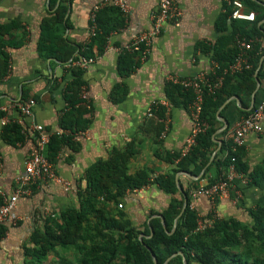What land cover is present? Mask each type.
I'll return each mask as SVG.
<instances>
[{
    "label": "crops",
    "instance_id": "crops-1",
    "mask_svg": "<svg viewBox=\"0 0 264 264\" xmlns=\"http://www.w3.org/2000/svg\"><path fill=\"white\" fill-rule=\"evenodd\" d=\"M103 1L64 0L67 9L59 31L62 40L75 48L74 54L92 37L90 15ZM123 1L128 6L127 12L115 5L114 8H104L105 5L100 8L99 23L108 33L92 44L89 57H94V62L81 68L82 90L90 105L86 107L89 123L84 130L72 133L60 127L68 106L63 91L73 77L71 65L54 55L52 36L48 52L53 55L46 56L38 49L43 20L51 16L61 0L53 6L49 0H0V42L7 55V71L0 76V116L8 119L7 124L22 125L26 136L23 142L11 144L2 134L4 125H0V193L7 196L13 193L16 179L24 171L29 148L39 138L35 125H41L42 132L49 138L54 133L71 134L72 144L64 145L53 163L58 175L73 185V189L67 191L55 182L39 183L33 186L31 194L18 197L13 211L15 220L8 219L0 227V264H25V247L29 245L32 231L42 228L46 216L79 207L77 187L86 186L87 168L96 161L106 160L112 151L123 150L128 145L133 150L127 163L128 173L145 168L154 177L177 168L178 159L170 162L165 156L181 154L191 129V118L183 97L175 94L168 77L208 72L215 62L212 55L216 44L227 51L236 44V39L245 38L237 36L234 43L229 39L233 18L231 15L224 17V13L226 6L232 11L235 9L233 1L241 3L242 12L254 13L252 20L237 19L241 24L238 28L246 24L250 29L254 21L259 30V35L250 38L257 47L259 60L256 85L248 107L244 104V95L237 94L227 97L220 105L212 143L207 149L208 160L197 176L188 170L174 173L176 194L150 182L140 191H127L118 202L121 208L118 203H108L107 211L121 209L125 219L140 230V237L150 236L142 231L148 227L151 232L150 221L154 217L163 223V211L173 197L180 196L179 188H188L192 181L198 185L206 183L209 177L215 176V164L225 154L222 147L225 132L250 108L252 95L254 105L264 98V0H175L181 13L178 23H164L161 32L151 39L146 59L127 72L120 68L119 56L126 44L151 28L158 0ZM24 95L36 101L28 117L21 115L16 107ZM154 101L166 107L163 128L158 134L156 120L149 121L147 115V108ZM262 125L261 132L246 134L245 144L239 149L241 160L249 169L264 160V117ZM30 134H34L35 140ZM209 166L211 170L205 172ZM189 169H193L192 164ZM263 202L264 181L259 185L236 183L214 204L204 195L191 197L190 205L198 219H206L213 213L219 218H235L248 223L249 209Z\"/></svg>",
    "mask_w": 264,
    "mask_h": 264
},
{
    "label": "trees",
    "instance_id": "trees-1",
    "mask_svg": "<svg viewBox=\"0 0 264 264\" xmlns=\"http://www.w3.org/2000/svg\"><path fill=\"white\" fill-rule=\"evenodd\" d=\"M56 1L49 0V3L53 6ZM110 7L112 8L113 5H105L104 8ZM66 9L64 0H61L51 16L43 20L38 49L46 56L53 55L48 52L50 49L48 42L51 41L52 36L56 58L63 63H71L80 56L89 57L92 53V44L104 39L108 29L99 23L101 12L99 9L95 17L97 27L95 34L87 43L80 45L79 52L74 54L75 48L62 40V32L59 31ZM231 12V7L226 6L224 17H229ZM252 24L250 29H247L246 24L243 28H238L237 25H241L238 20L231 19L232 30L229 39L234 43L237 36L250 39L259 35L256 23L253 21ZM2 44L0 42V76L7 71V55L1 48ZM236 53V44L227 51L216 44L212 58L222 69L234 60ZM248 54L251 68L225 75L222 87L214 94L205 95L201 116L209 126L197 137L196 145L185 155L176 153L172 157L165 156L170 162L178 159L177 168L173 172L151 177V172L142 168L128 173L127 163L133 153L129 145L123 150L112 151L106 160L94 162L85 172L86 186L77 187L79 207H71L56 215L45 217L42 228H35L30 235L29 245L25 247V264H154L152 255L155 256L157 264H164L170 255L177 252L181 254H176L165 264H183V259L186 264H264V202L249 209L248 223L235 218L213 217L211 213L208 217H212V224L203 230L194 231L198 224V216L190 205V190L197 187L198 182L192 181L191 185L183 190L186 205L177 218L175 228L173 229L174 221L184 203V196L181 193L180 196L173 197L163 211V223L158 217L151 219L152 234L148 237L139 236L140 230L125 219L121 209L107 211L108 203H118L127 191L140 188L150 182L157 183L166 192L176 194L178 190L174 173L178 170H188L196 176L200 173L208 160L207 149L212 143L213 126L220 105L227 97L237 94L244 95L246 99L244 104L248 107L250 95L256 85L255 71L259 60L254 42ZM139 63L137 52L124 49L119 56V66L124 72L133 70ZM70 71L73 77L66 83L63 91L68 106L61 117L60 127L74 133L85 129L89 123V111L81 105L80 93L84 84L81 68L71 66ZM169 83L175 94L183 97L185 105L188 106L192 99L191 91L179 84ZM27 99L25 95L22 97V101ZM256 104L244 111V116L251 112ZM165 113L166 107L159 104L150 116L149 121L156 120L157 134L163 128ZM2 130L4 138L11 144L23 142L26 137L23 126L16 122L4 125ZM33 135L29 136L35 140ZM34 136H37L36 133ZM71 139V134H52L45 147V156L51 162L55 161L61 148L72 144ZM222 147L226 150L225 141L222 142ZM239 149L235 153L237 169L248 176L247 184H261L264 181V160L249 169L242 162ZM229 161L230 154L225 151L222 159L215 164V176H208L207 186L224 176ZM190 164L193 165V169H189ZM210 170L209 166L205 172L209 173ZM100 196H103V199H100ZM1 201L0 197V203ZM142 232L149 235L150 229L145 227Z\"/></svg>",
    "mask_w": 264,
    "mask_h": 264
},
{
    "label": "built area",
    "instance_id": "built-area-1",
    "mask_svg": "<svg viewBox=\"0 0 264 264\" xmlns=\"http://www.w3.org/2000/svg\"><path fill=\"white\" fill-rule=\"evenodd\" d=\"M108 3L117 6L122 12L128 11V6L123 0H112L110 2L104 0L96 5L90 15L92 20V36L97 29L95 21L96 13L101 7ZM233 5L235 6V9L231 12V17L233 19L252 20L254 18L253 12H242L240 9L242 5L239 1H233ZM180 14V10L176 5L175 0H158V10L153 15L151 28L138 34L130 43L126 44L123 49L129 52H137L140 62L144 61L148 55V46L151 39L161 32L164 23L171 21L174 24H177ZM236 46L238 51L234 60L222 69L219 68L217 62H213V66L208 72L201 71L196 75L188 77L178 75H170L168 77V80L171 83L179 84L185 89L190 90L192 93V99L188 104V111L191 118V129L186 138L184 148L181 151L182 155L188 153V151L196 144L197 137L205 132L209 126L201 116L205 95L216 93V91L222 87L225 75L239 73L245 69L251 68L248 52L252 49V41L250 39L238 38L236 39ZM94 60V57L80 56L78 59L72 61L70 65L86 68L88 65L92 64ZM80 98L81 104L89 108L90 105L84 90L81 91ZM35 102L34 98H28L25 101L17 102L16 107L21 115L28 117L32 114ZM159 104V102H152L147 108V115L152 116L154 108ZM263 117L264 98L256 104L251 112L235 122L225 132L224 141L227 145L225 151L227 154H230V161L224 176L208 186L206 185L207 183H202L197 187H193L190 190L191 197L204 195L208 197L212 203H215L218 197L227 193L229 188L236 183H248V176L239 171L236 167L235 153L245 144V136L247 133H259L262 131ZM7 122L8 119L6 117L0 116V125H5ZM34 128L38 131L39 138L37 143L32 144L29 148L28 156L24 162V171L17 177L13 193L8 196L2 192L0 193L2 196V201L0 203V227L1 224L8 219L15 220L13 211L18 197L31 194L33 186L38 185L39 183L45 184L48 182H55L60 184L67 191L73 189L72 183L59 176L54 163L45 156V147L49 141V136L42 132L41 125H35ZM142 187L133 189L132 191H140ZM118 207L121 208L122 204L118 203ZM213 217H215V214H213ZM212 221V217L198 219V224L194 231L203 230L210 226Z\"/></svg>",
    "mask_w": 264,
    "mask_h": 264
},
{
    "label": "water",
    "instance_id": "water-1",
    "mask_svg": "<svg viewBox=\"0 0 264 264\" xmlns=\"http://www.w3.org/2000/svg\"><path fill=\"white\" fill-rule=\"evenodd\" d=\"M253 106H254V97H253V95H252V102H251V106H250V108H252ZM250 108H249V109H250ZM227 126H228V125H226V126H225L224 128H222V129H225ZM179 191L183 194V190H182L181 188H179ZM183 196H184L183 207H182L180 213L178 214V216L176 217V219H175V221H174L173 229H174L175 226H176L177 218L182 214V212H183V210H184V207H185V205H186V197H185L184 194H183ZM160 217L162 218V216H160ZM150 234H152V230H151ZM176 254H181V252H177V253H174V254L170 255V256L166 259V261L164 262V264H165L169 259H171L173 256H175ZM152 258H153V262H154V264H157V261H156L155 256L152 255ZM183 264H186V262L183 261Z\"/></svg>",
    "mask_w": 264,
    "mask_h": 264
},
{
    "label": "rangeland",
    "instance_id": "rangeland-1",
    "mask_svg": "<svg viewBox=\"0 0 264 264\" xmlns=\"http://www.w3.org/2000/svg\"><path fill=\"white\" fill-rule=\"evenodd\" d=\"M51 257H52V256H51ZM51 257H50V258H51Z\"/></svg>",
    "mask_w": 264,
    "mask_h": 264
}]
</instances>
